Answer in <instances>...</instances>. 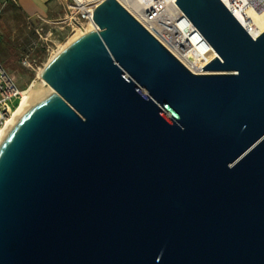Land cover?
<instances>
[{
    "label": "water",
    "instance_id": "obj_1",
    "mask_svg": "<svg viewBox=\"0 0 264 264\" xmlns=\"http://www.w3.org/2000/svg\"><path fill=\"white\" fill-rule=\"evenodd\" d=\"M192 73L117 0L0 143V264H264V33L176 0Z\"/></svg>",
    "mask_w": 264,
    "mask_h": 264
},
{
    "label": "rangeland",
    "instance_id": "obj_2",
    "mask_svg": "<svg viewBox=\"0 0 264 264\" xmlns=\"http://www.w3.org/2000/svg\"><path fill=\"white\" fill-rule=\"evenodd\" d=\"M38 1L42 3L36 10L38 16L28 15L12 2L0 8V62L21 91L33 84L42 85L38 71L76 32L60 23L63 11L54 0ZM27 53H31L34 62L32 69L22 65ZM18 104L19 99L10 102L12 108Z\"/></svg>",
    "mask_w": 264,
    "mask_h": 264
},
{
    "label": "bare ground",
    "instance_id": "obj_3",
    "mask_svg": "<svg viewBox=\"0 0 264 264\" xmlns=\"http://www.w3.org/2000/svg\"><path fill=\"white\" fill-rule=\"evenodd\" d=\"M128 1L133 8H130L131 12L148 29L151 30V32L164 44L165 47H167L192 71L198 73L202 72L204 64L210 62V60L214 57V53L210 49V46L203 39V36L194 28L190 20L183 15L177 6L176 0ZM157 12L158 14H156ZM242 24L253 37H257L259 35L263 26L259 20H254L253 23L249 24L242 22ZM96 30H98V26L95 23L88 24L84 28L78 29L66 41V43L63 44L59 52L66 49L77 39L82 37L85 32ZM195 54H197L199 58L196 57ZM42 71L43 69L38 71V76L42 80V85L38 86L33 84L28 89L23 90L21 103L11 116L3 137L17 116L32 101V99H35L48 89L53 91L51 86L41 78L40 74Z\"/></svg>",
    "mask_w": 264,
    "mask_h": 264
},
{
    "label": "built area",
    "instance_id": "obj_4",
    "mask_svg": "<svg viewBox=\"0 0 264 264\" xmlns=\"http://www.w3.org/2000/svg\"><path fill=\"white\" fill-rule=\"evenodd\" d=\"M54 1L61 7L63 11L62 13L63 17L60 23L67 24L72 29V31H77L78 29L84 28L88 24L95 23L94 13L96 9L106 0H54ZM117 1L121 3L132 15H134L130 10V8L131 9L133 8L129 4L128 0H117ZM221 1L225 4V6L231 11V13L236 17V19L241 24L242 22H246L247 24L253 23L254 20H259L261 22L263 26L259 35L257 37H253L250 34L254 39H257L260 35L264 33V0H221ZM134 17L136 16L134 15ZM148 30L151 32L150 29ZM195 56L199 58L197 54H195ZM208 63L209 62L205 63L204 67ZM22 65L29 69L33 68L34 62L33 59L31 58V53H27L24 55L22 59ZM203 68H202V72L200 73L194 72L190 68L188 69L196 75H202L205 74ZM22 93L23 91L19 90L15 80L9 74L5 66L2 65L0 62V143L4 135V132L8 127V122L11 116L13 115L14 111L17 110V108L21 103ZM14 99H19V104L17 105V107L12 108L10 106V102H12Z\"/></svg>",
    "mask_w": 264,
    "mask_h": 264
},
{
    "label": "crops",
    "instance_id": "obj_5",
    "mask_svg": "<svg viewBox=\"0 0 264 264\" xmlns=\"http://www.w3.org/2000/svg\"><path fill=\"white\" fill-rule=\"evenodd\" d=\"M10 2L15 3L18 8L31 16H38L39 13L36 10H38L42 4L38 0H0V8Z\"/></svg>",
    "mask_w": 264,
    "mask_h": 264
}]
</instances>
